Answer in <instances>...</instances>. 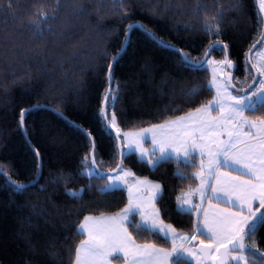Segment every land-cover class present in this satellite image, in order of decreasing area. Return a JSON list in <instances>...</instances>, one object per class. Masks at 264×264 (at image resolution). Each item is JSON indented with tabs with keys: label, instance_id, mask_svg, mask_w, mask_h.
Here are the masks:
<instances>
[{
	"label": "trees",
	"instance_id": "obj_1",
	"mask_svg": "<svg viewBox=\"0 0 264 264\" xmlns=\"http://www.w3.org/2000/svg\"><path fill=\"white\" fill-rule=\"evenodd\" d=\"M242 5L233 11L232 0H129L125 5L129 18L125 20L115 11L119 5L111 0H78L75 7L85 8L84 15L62 6L60 18L49 20L51 30L45 28L42 34L31 30V23L38 19L34 13L42 9L50 15L56 7L54 0H17L11 14L0 13V166L12 180L29 183L37 167L34 147L43 169L39 184H29L23 193L15 192L0 176V264H25L28 260L33 264H68L66 249L81 239L75 234L73 222L89 214L114 213L127 203L126 191L99 192L105 183L102 178H93L89 189V179L79 174L81 161L89 151L88 140L73 124L91 132L97 167L107 173L119 163V141L125 149L123 133L185 115L215 95L205 90L195 102L182 100V87L206 83L211 79V69H185L179 57L159 41L197 58L211 43L226 44L236 65L233 81H240L237 88L247 87L250 81L245 82V54H250L264 26L258 22V0L255 4L254 0H242ZM220 12L223 19L219 36L206 34L203 25L221 20ZM13 14L19 19L14 21ZM129 23L143 25L154 38L139 27L132 30L126 51L112 66L121 96L116 107L117 127L112 129L113 135L119 130L120 139L114 140L101 131L96 113L107 88L104 65L110 61L106 57L117 53ZM262 50L264 43L257 44L252 62L257 63L255 55ZM208 54L209 59L221 61L226 51ZM167 107L177 111L165 114ZM28 108L33 110L26 113L22 130L20 112ZM247 114L256 119L264 116V111ZM123 166L140 178L161 183L164 199L157 204L161 218L178 231L192 233L196 218L179 215L175 198L182 189L196 187L198 180L178 179L174 162L151 169L139 162L137 154L123 157ZM180 167L185 173L196 171ZM60 174L63 180L56 179ZM65 183L70 189L83 188V198H69ZM41 210L44 215L37 216L35 212ZM255 240L264 252V227ZM137 241L170 247L154 236L137 237ZM49 253L58 256L50 257Z\"/></svg>",
	"mask_w": 264,
	"mask_h": 264
},
{
	"label": "snow or ice",
	"instance_id": "obj_2",
	"mask_svg": "<svg viewBox=\"0 0 264 264\" xmlns=\"http://www.w3.org/2000/svg\"><path fill=\"white\" fill-rule=\"evenodd\" d=\"M16 2L17 0H0V13L11 14ZM54 2L56 7L50 15L42 9L34 13L38 17L30 25L34 33L42 34L45 28L51 30L48 21L60 18L62 6L71 7L76 15H84L86 12L83 7H75L78 0H54ZM111 2L119 5L115 11L122 13V19L127 20L129 17L125 5L129 0H111ZM242 6V0H232L233 11H238ZM257 14L258 22L264 26V0H258ZM219 15L221 20L215 23L205 22L203 31L206 34L219 36L223 12ZM12 18L14 21L19 19L14 14ZM137 27L150 38H154V34L143 25L127 24L126 34L119 50L115 55L106 57L110 62L104 65L107 88L96 118L101 131L114 140L120 139L119 130L113 135L112 129L117 127L116 107L120 103L121 96L120 85L113 74L112 66L126 51L129 43L128 33ZM159 43L173 51L179 57L180 64L190 71L207 70V66L211 64L226 65L229 69L233 66V62L226 56L221 61L208 58L209 51L219 50L221 54L225 53L228 46L219 41L209 44L208 49L199 58L192 57L163 41ZM261 43H264V37L251 46L249 53ZM256 55H259V52ZM14 63L19 64L20 61L15 60ZM244 69L245 82L250 81L247 88L243 86L237 88L236 83L240 81L233 83L231 75L226 80L218 82L215 69L211 79L206 83L182 87L180 98L186 102H195L205 90L209 93L214 91L215 95L192 112L177 116L175 119H165L151 128L144 129L142 139H148L153 145L150 153L141 148L140 141L128 140L134 135L133 133H123L126 149L121 150L117 145L119 163L115 169H109L107 173L103 168L97 167L96 144L91 132L80 125H72L88 140L89 151L81 161L82 171L79 174L89 179V189L93 186L91 184L93 178H102L105 183L98 191L102 194L126 191L127 203L114 213L89 214L83 216L82 220L73 222L75 234L81 239L78 243L73 241L66 249L68 264H113V260L122 264H193V261L195 264H264V252L258 249L255 240L259 230L264 227V211H262L264 210V116L251 119L245 114L255 115L264 111V62H259L258 66V63L252 62V56L246 53ZM252 69L255 71L253 72ZM13 75L15 78L16 74ZM257 75L262 78L258 79ZM32 110V108L21 110L19 124L22 130H24V116ZM53 111L57 110L53 109ZM163 111L166 114L177 109L167 107ZM213 112L216 113L215 116L212 115ZM57 114L62 115L58 111ZM157 132L160 133L159 139L156 138ZM149 133L151 136L148 135ZM138 150L139 162L149 165L151 169H156L164 163L174 162L177 169L175 175L178 179L199 181L195 188L190 187L187 191L182 189L175 198L176 212L179 215L196 218L191 234L178 231L161 218V209L157 204L164 199L163 185L148 178H140L131 169L123 166L121 158L135 155ZM33 152L37 157V167L34 170L35 178L29 183L12 180L4 167L0 166V176H4L17 193L25 192L29 184L37 186L42 178L43 169L39 161V152L34 147ZM181 165L196 171L185 173L181 170ZM222 168H229L239 173V177L224 175L221 173ZM113 172L114 175L111 174ZM56 179L63 180V174L58 175ZM41 190H44L42 186ZM83 192V188L70 189L65 183V194L69 198L82 199ZM193 196L196 197V202L193 201ZM212 201L224 203L229 207L214 210L212 217L209 218L208 210L204 206L207 204L211 207ZM35 214L44 215L42 210ZM189 223L193 222L189 221ZM198 235L204 239L193 244ZM145 236H154L157 240L170 244V249L158 247L153 242H137V237ZM177 241L181 243L178 244ZM31 250L36 251L35 248ZM49 256L56 257L58 254L49 253ZM25 264H33V262L28 260Z\"/></svg>",
	"mask_w": 264,
	"mask_h": 264
},
{
	"label": "crops",
	"instance_id": "obj_3",
	"mask_svg": "<svg viewBox=\"0 0 264 264\" xmlns=\"http://www.w3.org/2000/svg\"><path fill=\"white\" fill-rule=\"evenodd\" d=\"M263 60H264V50H262V51L259 53L258 57H257V61L261 62V61H263ZM245 114L247 115V113H245ZM151 127H152V126H151ZM151 127H148V128H151ZM145 129H147V128H145ZM148 135L151 136V133H149ZM156 138H157V139L160 138V133H159V132L156 133ZM176 146H178V145H176ZM151 148H153V145H152V144H151ZM221 173H223L224 175H226V176H228V177H239V173H237V172H235V171H232V170L229 169V168H222V169H221ZM242 178L246 179V177H242ZM198 183H199V181H198ZM222 183H223V182H222ZM193 188H195V187H193ZM192 199H193L194 202H196V197H195V196H193ZM204 207L207 208L208 213H209V218H211L214 210H223V209H227L229 206L226 205V204H224V203H221V202L212 201V206H211V207H208L207 204H205ZM232 210L235 211V209H232ZM262 211H264V210H262ZM200 239H204V237H201V236L198 235V236H197V240H196V242H198ZM137 242H138V241H137ZM193 242H194V241H193ZM193 242H192V243H193ZM138 243H140V242H138ZM177 243L179 244V243H181V241H177ZM205 243H207L206 240H205ZM157 246H158V247H161V246H159V245H157ZM162 248H165V247H162ZM166 249H170V247H169V248H166ZM113 264H122V262H118V261H116V260H113ZM193 264H195V261H193Z\"/></svg>",
	"mask_w": 264,
	"mask_h": 264
},
{
	"label": "rangeland",
	"instance_id": "obj_4",
	"mask_svg": "<svg viewBox=\"0 0 264 264\" xmlns=\"http://www.w3.org/2000/svg\"><path fill=\"white\" fill-rule=\"evenodd\" d=\"M257 55H255V58H256ZM213 61H218L216 59H211ZM257 61V59H256ZM257 63L259 64V61H257ZM208 67L211 69V73L213 72V69H215L216 71V76H217V79H218V82H222L224 80H226V65H220V64H211V65H208ZM230 91H232L231 89H229ZM233 94H235L233 92ZM213 116L216 115L215 112L212 113ZM248 115V114H247ZM251 118V117H250ZM253 119V118H251ZM143 130L144 129H141V130H137V131H131V133H133L134 135L130 136L128 138V140L131 142V141H140V144H141V148L143 150H147L149 153L152 151V148H151V143L148 141V139H142V136L144 135L143 134ZM139 134V135H137ZM124 139V138H123ZM124 146H125V149H126V143H125V140H124ZM137 155H139V150L137 151ZM194 244V243H193ZM196 244V243H195Z\"/></svg>",
	"mask_w": 264,
	"mask_h": 264
},
{
	"label": "water",
	"instance_id": "obj_5",
	"mask_svg": "<svg viewBox=\"0 0 264 264\" xmlns=\"http://www.w3.org/2000/svg\"><path fill=\"white\" fill-rule=\"evenodd\" d=\"M130 35V34H129ZM262 37H264V28H263V34H262V36L260 37V39L262 38ZM259 39V40H260ZM254 50V49H253ZM253 53V52H252ZM252 53H250L249 55H251L252 56ZM208 57H209V54H208ZM226 57L228 58V59H230V57H229V55H228V50L226 49ZM235 69H236V65H235V63H233V66H232V68L231 69H229L227 66H226V79L229 77V75H231V77H232V80H234V71H235ZM255 70L253 69V72H254ZM257 78L259 79V75H257ZM233 83H234V81H233ZM256 85H253V87H255ZM247 88V87H246ZM26 115V114H25ZM25 117V116H24ZM115 134H116V132H115ZM118 145H119V148L122 150V148H121V142L119 141L118 142ZM121 159H123V157L121 158ZM111 174H115L114 172L113 173H111ZM194 244L195 243H198V242H196V241H194L193 242ZM221 251H223V249H221Z\"/></svg>",
	"mask_w": 264,
	"mask_h": 264
},
{
	"label": "built area",
	"instance_id": "obj_6",
	"mask_svg": "<svg viewBox=\"0 0 264 264\" xmlns=\"http://www.w3.org/2000/svg\"><path fill=\"white\" fill-rule=\"evenodd\" d=\"M260 78H262V77H260Z\"/></svg>",
	"mask_w": 264,
	"mask_h": 264
}]
</instances>
